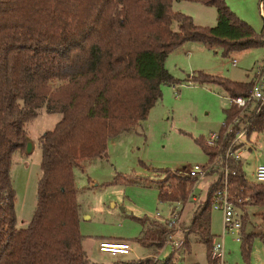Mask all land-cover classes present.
Instances as JSON below:
<instances>
[{"label": "trees", "instance_id": "obj_1", "mask_svg": "<svg viewBox=\"0 0 264 264\" xmlns=\"http://www.w3.org/2000/svg\"><path fill=\"white\" fill-rule=\"evenodd\" d=\"M174 1L213 6L216 23L201 26L172 8ZM264 22V0H259ZM177 24V30L172 25ZM220 47L224 57L250 47H264V23L256 31L226 0H0V264H89L79 226L74 167L107 159L108 141L136 128L162 97L164 84H177L164 67L166 56L184 42ZM264 65V61H263ZM189 81L219 86L228 97L246 95L254 80L234 81L204 74ZM44 109L60 113L39 139L41 175L36 206L26 229L16 228L13 156L24 147L28 125ZM235 109L224 110L231 117ZM251 131L264 130V111ZM211 162L220 151L195 139ZM206 163V164H207ZM230 200L241 212L240 252L250 264L255 238L264 232L245 230L248 205H264V185L249 180L242 159L229 161ZM159 200L187 202L197 178L161 168ZM234 171V173H232ZM223 172L209 185L206 198L182 227L210 253L211 199L222 187ZM142 224L133 240L149 254L112 264H174V250L158 259L173 228L165 222L137 218ZM181 250V249H180Z\"/></svg>", "mask_w": 264, "mask_h": 264}, {"label": "rangeland", "instance_id": "obj_2", "mask_svg": "<svg viewBox=\"0 0 264 264\" xmlns=\"http://www.w3.org/2000/svg\"><path fill=\"white\" fill-rule=\"evenodd\" d=\"M228 1L232 3L238 0ZM172 7L191 18L193 16L197 25H215V19H200L203 10L210 11L216 17L213 6L174 1ZM172 28L177 30V24L174 23ZM184 43L187 44L182 47ZM184 43L177 47L178 50L174 49L173 53L171 51L165 62L170 74L180 83L164 84L162 97L150 109L147 118L136 128L109 139L107 159L88 160L83 167H74L79 226L89 264H109L116 260L144 256L146 249L133 240L143 227L137 218L147 217L163 222V218L177 212L183 236L182 227L189 223L195 206L206 198L207 189L216 175L210 172L197 179L191 194L198 200L189 201L186 209H182L180 204L175 207L176 202L159 200L158 180L162 177L159 169L170 168L185 175L186 168L191 165L206 164L208 158L195 139L200 136L205 138L209 132L218 131L226 118L223 110L230 107L229 97L220 87L189 79L202 72L236 81H250L257 68L264 67V47H250L224 57L220 47H207L196 41ZM60 117V113L50 114L42 109L28 125L22 149L24 151H18L13 156L10 175L15 191L14 208L18 230L27 228L36 206V187L41 175L39 139L53 128ZM31 139H34L33 148L26 152V143L32 142ZM247 142L251 147L244 145L241 159L246 177L254 181L253 166L264 161V130L252 132ZM91 180L95 184L89 186ZM238 211L241 214L242 211ZM245 211V230L264 232V205H248ZM211 222L212 232L216 235L214 238L220 240L223 222L219 211L211 210ZM103 238L128 240L132 251L114 256L100 252L97 244ZM223 243V264H243L240 241L226 234ZM190 245V250L183 247L173 258L174 264H208L204 244L194 236ZM170 253L171 247L166 244L157 257L164 260ZM250 264H264V245L258 238L254 239L251 247Z\"/></svg>", "mask_w": 264, "mask_h": 264}, {"label": "built area", "instance_id": "obj_3", "mask_svg": "<svg viewBox=\"0 0 264 264\" xmlns=\"http://www.w3.org/2000/svg\"><path fill=\"white\" fill-rule=\"evenodd\" d=\"M230 106L235 109V113L221 124V128L215 132H209L205 137V143L211 148L218 149V153L211 162L199 165L193 164L186 168L185 175L200 179L212 172L217 176L218 170L223 172L222 187L215 190L211 199V210L219 211L222 215L223 232L220 240H212L210 257L218 264H223L225 248L223 238L226 234H231L236 241H240L241 214L230 200L227 176L230 173L229 161L241 159L245 151L244 145H249L247 137L255 131L249 133L253 128V119L264 111V77L257 74L252 88L246 95L229 97ZM234 173V171H232ZM253 180L264 185V161L257 163L252 171ZM181 202H177L180 204ZM157 217H161L157 212ZM168 227L173 228L169 234L166 244L175 250H180L184 246L181 235V223L179 215L174 212L171 216L162 219ZM97 248L100 252L110 255H125L132 251L128 241L101 239Z\"/></svg>", "mask_w": 264, "mask_h": 264}, {"label": "crops", "instance_id": "obj_4", "mask_svg": "<svg viewBox=\"0 0 264 264\" xmlns=\"http://www.w3.org/2000/svg\"><path fill=\"white\" fill-rule=\"evenodd\" d=\"M233 1V0H232ZM227 2H228V4H229V6L232 8V9H234L235 11V13L241 18V19H243V20H245L247 23H249L256 31H260L261 29H262V27H263V18H262V16H261V10H260V8H259V0H238V1H233L232 3H230L228 0H227ZM173 8V7H172ZM176 10H181V11H183L182 9H180V8H176ZM186 13H189V15H193L192 13H190V12H186ZM209 18L211 21H213L214 19H215V23H216V17H215V15H212V13L210 12V11H207V10H203V11H201L200 12V19H205V18ZM192 18H193V16H192ZM194 19V18H193ZM209 23V22H208ZM209 25V24H208ZM185 44H187V43H184L183 45H182V47L183 46H185ZM182 47H180V48H182ZM208 47V46H207ZM179 48H177V49H175V50H178ZM174 50V51H175ZM174 51H172L171 53H173ZM170 53V54H171ZM170 54H168L167 56H166V58H165V60H164V67H165V69L168 71V69L166 68V66H165V62H166V60H167V57L170 55ZM258 72H261V74H262V76L264 77V67L263 66H261L260 68H257V71H255V73H254V75H253V80H255L256 79V76H257V74H258ZM168 73L170 74V72L168 71ZM171 75V74H170ZM188 77H190V75L188 76ZM251 79V80H252ZM234 81H236V80H234ZM237 81H241V80H237ZM242 82H247V80H242ZM219 87V86H218ZM228 97V96H227ZM224 111V110H223ZM26 134H28V132L26 133ZM121 134V133H120ZM119 134V135H120ZM31 138H33V137H31ZM31 144H32V148H33V144H34V139H31ZM22 151H24V150H22ZM98 158H94V159H91V160H97ZM90 160V161H91ZM83 165H84V163L82 164V167H83ZM256 165V164H255ZM254 165V166H255ZM254 166H253V168H254ZM252 171H253V169H252ZM216 179V178H215ZM95 183L91 180L90 181V184H89V186H92V185H94ZM76 185V184H75ZM77 188V187H76ZM196 200H198L197 199V197H194L193 196V193L191 194V198L185 203V204H181L180 203V206H181V208L182 209H186V205L189 203V201H194V202H196ZM178 204L176 203L175 204V207L177 206ZM198 205H196L195 206V208H194V210L196 209V207H197ZM247 207V206H246ZM194 210H193V212H194ZM210 230H211V233L214 235V237L216 236L213 232H212V222L210 221ZM247 232H255V231H247ZM192 238H194V236L193 235H189V240H190V242L192 241ZM103 239H106V238H103ZM117 240H122V239H117ZM126 241V240H125ZM128 241V240H127ZM84 248V247H83ZM146 249V251H145V254H144V256L145 255H148L149 254V250L147 249V248H145ZM163 249V248H162ZM85 250V249H84ZM97 250H98V248H97ZM171 250H174L175 252H174V257L175 256H177L179 253H180V250H175V249H173L172 247H171ZM112 256H114V255H112ZM116 261H119V260H116ZM116 261H114V262H116ZM113 262V263H114ZM100 264H104V263H100ZM109 264H112V263H109Z\"/></svg>", "mask_w": 264, "mask_h": 264}, {"label": "water", "instance_id": "obj_5", "mask_svg": "<svg viewBox=\"0 0 264 264\" xmlns=\"http://www.w3.org/2000/svg\"><path fill=\"white\" fill-rule=\"evenodd\" d=\"M30 146V147H29ZM32 150V144H31V142L30 141H28L27 143H26V146H25V151L26 152H30Z\"/></svg>", "mask_w": 264, "mask_h": 264}, {"label": "bare ground", "instance_id": "obj_6", "mask_svg": "<svg viewBox=\"0 0 264 264\" xmlns=\"http://www.w3.org/2000/svg\"><path fill=\"white\" fill-rule=\"evenodd\" d=\"M30 147V146H29Z\"/></svg>", "mask_w": 264, "mask_h": 264}]
</instances>
